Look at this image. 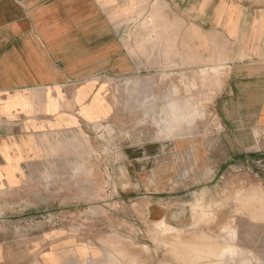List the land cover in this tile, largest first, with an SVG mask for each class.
Here are the masks:
<instances>
[{
	"label": "rangeland",
	"instance_id": "1",
	"mask_svg": "<svg viewBox=\"0 0 264 264\" xmlns=\"http://www.w3.org/2000/svg\"><path fill=\"white\" fill-rule=\"evenodd\" d=\"M157 1L109 11L138 66L99 75L115 112L54 136V177L0 192V240L70 236L97 264H264V106L237 107L246 83L221 57L181 63L182 22Z\"/></svg>",
	"mask_w": 264,
	"mask_h": 264
},
{
	"label": "crops",
	"instance_id": "2",
	"mask_svg": "<svg viewBox=\"0 0 264 264\" xmlns=\"http://www.w3.org/2000/svg\"><path fill=\"white\" fill-rule=\"evenodd\" d=\"M157 2L182 22L180 62L221 57L236 84L246 83L232 94L237 107L261 113L264 0ZM150 5L151 0H0V192L25 194L32 185L44 186L43 176L54 177L60 169L50 149L54 136L114 114L110 84L99 75L134 71L138 63L114 26L120 18L108 13L119 16L124 8L141 6L150 11ZM91 245L49 231L0 240V264H97L101 248Z\"/></svg>",
	"mask_w": 264,
	"mask_h": 264
},
{
	"label": "bare ground",
	"instance_id": "3",
	"mask_svg": "<svg viewBox=\"0 0 264 264\" xmlns=\"http://www.w3.org/2000/svg\"><path fill=\"white\" fill-rule=\"evenodd\" d=\"M235 234V233H234Z\"/></svg>",
	"mask_w": 264,
	"mask_h": 264
}]
</instances>
